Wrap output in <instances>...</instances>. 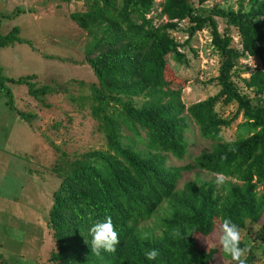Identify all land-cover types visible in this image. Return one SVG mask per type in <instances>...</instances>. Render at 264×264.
Here are the masks:
<instances>
[{
	"label": "trees",
	"instance_id": "obj_1",
	"mask_svg": "<svg viewBox=\"0 0 264 264\" xmlns=\"http://www.w3.org/2000/svg\"><path fill=\"white\" fill-rule=\"evenodd\" d=\"M153 2L91 0L85 10L68 13L86 36L84 60L95 80L85 99L104 136L105 149L90 150L70 161L58 159L52 168L60 181L48 211L54 244L50 264H221L219 225L225 217L240 229L246 222H261L264 229V0H247L246 11L240 5L236 10L207 8L202 6L205 0H160L158 15L164 21L158 24L147 17ZM215 17L236 30L238 47L232 45L227 29L218 32ZM180 22L187 25L182 43L169 35ZM202 29H208L210 44L221 56L214 77L219 88L185 107L179 99L180 87H167L173 78L167 60L184 63L181 49ZM15 34L12 28L0 36V47L21 41ZM247 53L258 60L256 68L241 78L255 97L254 105L232 80L233 75L249 71L236 68L237 60ZM33 78L14 81L25 85L27 94L42 104L51 88L36 87ZM227 106H233L229 117L222 116ZM183 111L199 135L213 144L190 164L169 166L162 154L181 160L186 151ZM16 113L32 127V114ZM238 115L248 124V134L224 139L222 130ZM190 169L238 184H223L219 178V186L188 181L176 190L180 172ZM164 201L167 214L158 221V234L146 232L139 224ZM105 215L111 216L120 243L115 252L101 251L97 256L91 251L89 228ZM214 232L216 243L205 244ZM152 248L159 255L148 260L144 253ZM249 258L245 256V264ZM0 264H5L1 258Z\"/></svg>",
	"mask_w": 264,
	"mask_h": 264
},
{
	"label": "rangeland",
	"instance_id": "obj_2",
	"mask_svg": "<svg viewBox=\"0 0 264 264\" xmlns=\"http://www.w3.org/2000/svg\"><path fill=\"white\" fill-rule=\"evenodd\" d=\"M90 1L38 0L26 7L0 0L3 4L0 8V36L17 28L15 37L21 40L0 47V258L5 264H50L48 256L54 244L48 227V211L52 192L60 181L52 168L58 159L70 161L90 150L105 149L104 136L90 116L85 99L88 85L95 80L84 60L86 36L68 17L70 12L85 10ZM159 4L160 0H154L147 15L154 24L164 21L158 15ZM239 5L243 11L248 8L247 0H205L202 3L207 8L216 6L225 10H236ZM214 19L218 32L227 29L232 45L238 47L236 30L227 26L224 19ZM186 26L180 22L178 29L169 35L182 43L187 36L183 30ZM181 51L184 63L176 65L167 60L173 74L167 87H180L179 99L187 107L217 92L219 87L214 77L221 56L210 44L208 29L194 32ZM245 59H238L236 68L245 67L249 71L239 77L233 75L232 80L238 92L254 105L255 97L241 81L252 70L243 63ZM255 61L257 65L258 60ZM31 75L36 87L45 84L51 88L42 104L27 94L25 85L14 81ZM16 110L33 115L32 127ZM222 110V116L229 117L233 106ZM182 115L186 122L183 132L186 151L181 160L162 154L169 166L190 164L194 157L208 152L213 144L199 135L185 111ZM122 134L130 136L125 130ZM221 134L226 140L246 136L248 124L238 115ZM139 147V144L135 145L136 149ZM219 178L223 184H238L233 179L190 169L180 172L175 189L179 190L188 181L198 184L211 181L219 186ZM166 214L167 203L164 201L153 216L139 226L157 235L160 230L158 221ZM260 224L246 222L240 229V246L249 249L246 255L250 258L246 264H264V229ZM216 239L214 232L205 239V244L212 246ZM220 261L221 264H235L225 254Z\"/></svg>",
	"mask_w": 264,
	"mask_h": 264
},
{
	"label": "clouds",
	"instance_id": "obj_3",
	"mask_svg": "<svg viewBox=\"0 0 264 264\" xmlns=\"http://www.w3.org/2000/svg\"><path fill=\"white\" fill-rule=\"evenodd\" d=\"M243 63L252 69L256 68V61L252 53L246 54V59ZM228 142L232 143L231 141ZM229 150L234 151L235 149L230 148ZM191 234H195L197 238H201L195 231ZM89 235L91 236V251L97 256L101 254V251L115 252L116 246L120 243L118 232L115 230L110 215H105L103 219L94 220L89 228ZM174 235H180L179 231L177 230ZM202 238L204 239V237ZM241 240L242 236L239 226L230 217H225L219 225L218 244L220 250L229 256L235 264H245L244 257L247 251H249L247 247L242 248L240 246ZM144 255L148 260H155L159 252L157 249L152 248L145 251Z\"/></svg>",
	"mask_w": 264,
	"mask_h": 264
},
{
	"label": "crops",
	"instance_id": "obj_4",
	"mask_svg": "<svg viewBox=\"0 0 264 264\" xmlns=\"http://www.w3.org/2000/svg\"><path fill=\"white\" fill-rule=\"evenodd\" d=\"M9 4L14 2V4H21V5H25L26 7L29 4H36L38 0H8ZM3 4H0V8ZM17 12H20V10H16ZM24 12V10H22ZM17 30V28H15ZM2 259V258H1ZM3 260V259H2Z\"/></svg>",
	"mask_w": 264,
	"mask_h": 264
}]
</instances>
